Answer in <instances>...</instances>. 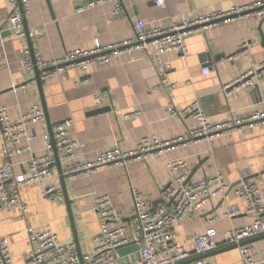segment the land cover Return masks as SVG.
Wrapping results in <instances>:
<instances>
[{
	"label": "crops",
	"instance_id": "0c3cea01",
	"mask_svg": "<svg viewBox=\"0 0 264 264\" xmlns=\"http://www.w3.org/2000/svg\"><path fill=\"white\" fill-rule=\"evenodd\" d=\"M27 1L26 27L29 32L42 31L35 39L37 51L43 59L52 60L69 50L93 49L96 43L105 46L134 39L137 20L150 27H167L178 22L181 14L193 18L262 0H164L162 6L156 5L155 0H121L123 10L118 14L112 12L110 0H101L81 11L77 7L89 0ZM10 11L8 0H0V21ZM262 40L264 16L249 14L188 33L184 38L187 53L183 56L178 51H168L157 57V49L152 46L114 56L108 63L92 65L85 71L71 67L42 81L49 121L53 125L71 119L70 137L77 143L75 158L93 161L111 147L132 150L145 135L154 134L161 140L186 137L196 124L192 116H170L169 109L181 110L193 101L203 106L213 122L243 116L255 110L264 98ZM245 41L248 46L240 52L239 47ZM24 46L26 37H12L7 32L0 35V103L8 107L13 121L19 120L34 104L42 108L34 70L28 72L23 68ZM157 61L167 67L163 76ZM204 63L210 66L208 74L202 73ZM257 67H261L260 75L252 76V85L224 89ZM106 106L108 110L91 114ZM35 131L37 138L29 142L31 152L7 158L0 147V167L11 162L12 175L21 174L31 153H43L41 135H50L45 118L35 126ZM26 143L23 139L20 145ZM178 158L187 161L191 180L220 170L231 186L244 179L255 182L264 192V122L208 139L189 140L154 159L100 166L67 179L77 245L63 194L56 201H45L42 195L48 185H60L55 165L56 176L52 179L20 188V197L28 206L26 214L0 210V239L9 237L13 262L23 264L29 251L26 230L47 224L60 242H73L79 254H89L94 247L93 238L99 232L93 199L106 194L124 214V222L132 227L129 242L117 250L119 262L132 261L140 256L141 233L134 216L131 188L138 189L151 208L162 204L163 189L170 177L166 163ZM231 205L239 209V214L221 217ZM246 209V201L232 190L224 198H213L199 215L189 214L175 224L177 241L193 250V238L211 225L216 231V242L221 244L227 230L253 221L255 215ZM210 217L216 219L208 223ZM135 233L137 241L132 239ZM263 240L264 237H256L245 241L260 247L254 260L264 258ZM202 257L209 264H244L237 248L215 250Z\"/></svg>",
	"mask_w": 264,
	"mask_h": 264
},
{
	"label": "built area",
	"instance_id": "2783aa9c",
	"mask_svg": "<svg viewBox=\"0 0 264 264\" xmlns=\"http://www.w3.org/2000/svg\"><path fill=\"white\" fill-rule=\"evenodd\" d=\"M113 4L112 12L118 14L123 10L121 0H110ZM11 11L0 21V35L8 32L12 37H26L23 16L28 11L27 0H8ZM101 0H89L77 7L78 11L94 6ZM156 5L162 6L164 0H155ZM254 14L264 16V0L245 6H234L228 11H215L209 15L198 17L179 16V21L167 27L146 26L143 21L135 22V37L101 46L95 44L93 49L69 50L62 57L45 60L37 51L35 39L42 33L36 29L28 33L32 48H22L23 68L32 72L34 66L39 70L40 80L67 71L71 67L87 70L92 65H104L114 56L132 53L136 50H145L156 47L157 57L160 53L178 51L182 56L187 53L184 42L185 36L193 31H199L218 24L221 21ZM248 43L243 42L239 51H244ZM159 71L165 74L166 65L160 61ZM202 68V73L208 74L211 69L208 63ZM261 68V67H260ZM259 67L244 73L236 81L224 86L230 87L252 85L254 76H259ZM251 76L250 78H247ZM253 76V77H252ZM226 93H229L227 91ZM170 116L189 114L195 121L186 137H176L161 140L156 135H145L134 149L124 151L119 147H111L101 152L93 161H80L74 156L76 141L70 137L71 119H62L52 125V137L41 135L43 153H31L25 170L21 174L12 175V164L9 162L0 167V210H7L20 215L28 211L27 204L21 199L19 190L23 185L50 180L56 176L55 150L60 160L65 181L89 172L100 166L126 165L133 160H149L159 157L180 146L189 140L208 139L220 136L231 130H240L246 126L252 128L264 122V98L258 102V107L237 118L213 122L206 115L203 106L193 101L181 110L169 109ZM44 119L43 109L34 104L23 113L19 120L13 121L8 107L0 103V140L1 151L7 158H12L23 152H31L29 142L37 138L35 126ZM25 145H20L22 140ZM169 171L168 185L163 189V203L153 209L144 200L141 192L131 188L133 211L139 224L141 233L140 256L132 261L119 262L117 250L129 242L128 233L132 229L129 223L124 222V214L116 209L108 195H96L93 199V209L96 211L99 223V232L94 236V247L91 253L81 255L73 242H60L57 234L47 225L30 226L26 230L28 236V258L23 264H209L202 256L219 248L235 245L244 264H264V258L254 260L260 253V247L245 241L264 235V192L258 184L242 179L237 185L231 186L225 181L220 170L210 176L196 180L188 178L189 166L182 158L169 160L166 163ZM242 198L247 203L246 211L255 215L253 221L247 225L229 229L224 234V240L218 244L215 240L216 231L211 225L193 238V250H189L177 241L175 224L182 222L189 214L199 215L204 206L213 198H224L229 191ZM45 201H56L62 198L60 185H48L43 191ZM239 214L235 205L229 206L221 217L232 218ZM216 217H210L211 223ZM134 241L138 236L132 234ZM264 243V240H263ZM0 264H15L9 250V237L0 239Z\"/></svg>",
	"mask_w": 264,
	"mask_h": 264
},
{
	"label": "water",
	"instance_id": "95a60500",
	"mask_svg": "<svg viewBox=\"0 0 264 264\" xmlns=\"http://www.w3.org/2000/svg\"><path fill=\"white\" fill-rule=\"evenodd\" d=\"M20 9H21L22 16H23L24 30H25L26 35H27L26 36L27 44H28L29 48H32V43H31V41L28 38L29 31H28V29L26 27V24H25V22H26L25 21V14H24L21 6H20ZM261 43L263 44L264 41L262 40ZM41 72H42V70H39L36 66H34V79H35V81L37 83V86H38V90H39V95H40V100H41V105H42V109H43L44 118H45V120H46V122L48 124L49 134L52 137V130H51L52 129V124L49 121L48 112H47V108H46V102H45L44 94H43L42 81L40 80V73ZM250 77L251 76H248L247 78H250ZM108 109H109V107H107V106L106 107H101V108H98V109H95V110L91 111V114L103 112V111H106ZM55 159H56V167H57L58 173H59L61 191H62V194H63V198H64L65 205H66V208H67V212H68V215H69V218H70V221H71V225H72V231H73V235H74V242L77 245L78 239H77V236H76V231H75V228H74V225H73V220H72V211H71V203H72V201H70L68 199V195H67V192H66L65 176L62 173V168H61L60 160H59V158L57 156L56 150H55ZM153 208L154 207H152V209ZM260 237H264V235H262ZM231 248H236V246L235 245H231V246L219 248L218 250H226V249H231Z\"/></svg>",
	"mask_w": 264,
	"mask_h": 264
}]
</instances>
